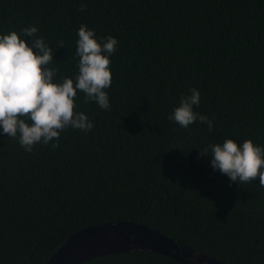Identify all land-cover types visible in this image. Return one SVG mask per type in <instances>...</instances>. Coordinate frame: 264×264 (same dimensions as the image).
Returning <instances> with one entry per match:
<instances>
[{
  "label": "trees",
  "instance_id": "16d2710c",
  "mask_svg": "<svg viewBox=\"0 0 264 264\" xmlns=\"http://www.w3.org/2000/svg\"><path fill=\"white\" fill-rule=\"evenodd\" d=\"M81 25L101 44L118 40L111 107L85 104L78 92L76 110L94 127L66 129L55 149L29 153L0 127V264H43L73 233L119 220L227 264H264L259 177L231 182L200 155L226 139L264 147V0H0V35L37 27L57 83H75ZM192 88L211 131L168 119ZM81 264L181 263L136 251Z\"/></svg>",
  "mask_w": 264,
  "mask_h": 264
},
{
  "label": "clouds",
  "instance_id": "9594fccd",
  "mask_svg": "<svg viewBox=\"0 0 264 264\" xmlns=\"http://www.w3.org/2000/svg\"><path fill=\"white\" fill-rule=\"evenodd\" d=\"M86 7V4L81 5V10ZM37 31L35 26L22 30L21 35L32 38L31 46L15 31L0 35V127L4 134L18 139L29 153L37 144L51 143L53 149L59 147L60 135L68 128L85 133L93 129V122L76 110L78 92L84 94L85 104L92 101L101 109H110L106 91L112 84L109 57L118 46V40L112 36L103 44L99 43L94 31L81 25L75 83L68 77L57 83L54 78L59 68L50 67L54 62L53 50L44 39L34 38ZM58 46L64 47L63 41ZM199 104L200 93L192 88L190 95L180 98L179 106L168 119L183 128L199 121L206 123L211 131L213 121L194 111V106ZM54 140L56 142L52 143ZM200 155L210 157V167L228 176L231 182L251 183L259 177V185L264 187V147L251 140L238 144L226 139L222 144L209 145Z\"/></svg>",
  "mask_w": 264,
  "mask_h": 264
},
{
  "label": "water",
  "instance_id": "95a60500",
  "mask_svg": "<svg viewBox=\"0 0 264 264\" xmlns=\"http://www.w3.org/2000/svg\"><path fill=\"white\" fill-rule=\"evenodd\" d=\"M146 251L181 264H227L199 252L160 230L132 221H108L69 236L43 264H81L104 255Z\"/></svg>",
  "mask_w": 264,
  "mask_h": 264
}]
</instances>
